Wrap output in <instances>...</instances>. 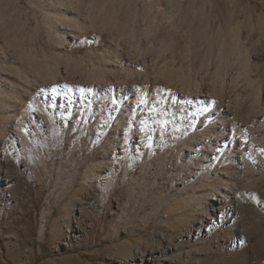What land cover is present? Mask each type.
<instances>
[{
  "label": "rangeland",
  "instance_id": "obj_1",
  "mask_svg": "<svg viewBox=\"0 0 264 264\" xmlns=\"http://www.w3.org/2000/svg\"><path fill=\"white\" fill-rule=\"evenodd\" d=\"M239 71L242 124L264 110V0H0V264H264V170L178 180L198 128L166 109L137 145L118 91L206 87L198 116ZM221 186L224 213L191 232Z\"/></svg>",
  "mask_w": 264,
  "mask_h": 264
},
{
  "label": "bare ground",
  "instance_id": "obj_2",
  "mask_svg": "<svg viewBox=\"0 0 264 264\" xmlns=\"http://www.w3.org/2000/svg\"><path fill=\"white\" fill-rule=\"evenodd\" d=\"M258 58L260 56H257ZM144 63L136 61V66L145 65ZM241 73L240 71L233 75L226 73V76L221 77L222 81L218 85V91L227 95L228 101H226L227 106L225 109H221L222 107L218 108L214 101L210 107L202 110L198 116L197 113L194 116L195 114L193 115L189 112V108L196 104L195 102L199 100L198 98L200 97L204 100L214 99L210 92L211 90L206 87L200 93L197 91L198 94L194 95L190 90L188 92L187 89L185 91L184 89L176 90L170 88V85L168 88L158 87V80L153 82L155 83L154 85L150 86L146 80V82L144 81L145 78L141 80L143 77L141 79L139 77V79L136 78V83L132 82L135 83L132 88L131 85L127 87L123 84L119 85V92L129 89H131V92H136L135 99L125 101L127 110L132 112V114H136V123L141 126V132L137 135L136 144L145 146L149 132L147 127L148 120L155 121L159 116L162 117V112L166 109L175 110V112H182L179 127H183L184 130L188 131L196 126L200 132L198 134L199 137L193 139L190 144L195 152L193 155L191 154L192 152L190 153L195 163L191 168L186 165V169H183L179 175L177 174L178 180H201L204 179L202 176L205 174V170L230 165L231 163L237 165V168L242 170L241 172L243 173L249 171L250 167L262 172L264 170V144L260 143V140L264 136V110L254 111L251 115L249 114L250 116L248 115L249 117L242 124L235 118V115H241L247 102L245 97L246 88L240 85ZM112 92L114 94L117 93L115 89ZM255 140L256 143H254ZM205 162L207 164H204ZM229 168L232 169L230 166ZM254 175L257 176L258 174L255 173ZM209 178L211 177H207L204 180ZM225 189L226 187L221 186L220 190L222 192L217 193L215 191L211 199H204L205 206H202L201 212L190 220L189 230L191 232H197L198 235L202 234L205 236L208 234L216 219L220 218L224 213L225 204L230 198L229 193L225 192ZM206 208H209V214L204 210ZM147 251L149 249L143 253L139 251L137 254L141 255L142 259L151 261L155 252L148 254ZM147 255L149 256L148 258L146 257Z\"/></svg>",
  "mask_w": 264,
  "mask_h": 264
}]
</instances>
